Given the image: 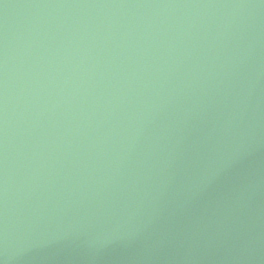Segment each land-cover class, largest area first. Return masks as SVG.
<instances>
[{
  "label": "water",
  "instance_id": "1",
  "mask_svg": "<svg viewBox=\"0 0 264 264\" xmlns=\"http://www.w3.org/2000/svg\"><path fill=\"white\" fill-rule=\"evenodd\" d=\"M0 264H264V0H0Z\"/></svg>",
  "mask_w": 264,
  "mask_h": 264
}]
</instances>
